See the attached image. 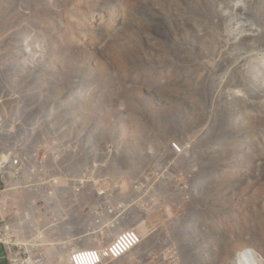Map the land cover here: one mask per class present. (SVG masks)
Listing matches in <instances>:
<instances>
[{
	"label": "rangeland",
	"instance_id": "rangeland-1",
	"mask_svg": "<svg viewBox=\"0 0 264 264\" xmlns=\"http://www.w3.org/2000/svg\"><path fill=\"white\" fill-rule=\"evenodd\" d=\"M0 154L95 170L98 264H264V0H0Z\"/></svg>",
	"mask_w": 264,
	"mask_h": 264
},
{
	"label": "built area",
	"instance_id": "built-area-1",
	"mask_svg": "<svg viewBox=\"0 0 264 264\" xmlns=\"http://www.w3.org/2000/svg\"><path fill=\"white\" fill-rule=\"evenodd\" d=\"M31 160L37 162L38 170ZM31 169L36 174L31 175ZM45 171V164L32 155L0 154V264H98L103 255L116 260L137 245L135 233L128 232L110 241L101 252L96 239L90 237L94 234L82 241L76 235L78 230L72 228L82 190L95 182L94 169L82 177L49 176ZM87 244L95 247L66 260L67 249ZM45 248L51 251L45 253Z\"/></svg>",
	"mask_w": 264,
	"mask_h": 264
},
{
	"label": "bare ground",
	"instance_id": "bare-ground-1",
	"mask_svg": "<svg viewBox=\"0 0 264 264\" xmlns=\"http://www.w3.org/2000/svg\"><path fill=\"white\" fill-rule=\"evenodd\" d=\"M244 253H245V252H243L242 255H245Z\"/></svg>",
	"mask_w": 264,
	"mask_h": 264
}]
</instances>
